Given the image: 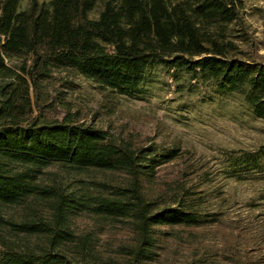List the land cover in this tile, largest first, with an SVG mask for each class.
I'll use <instances>...</instances> for the list:
<instances>
[{
    "label": "trees",
    "instance_id": "obj_1",
    "mask_svg": "<svg viewBox=\"0 0 264 264\" xmlns=\"http://www.w3.org/2000/svg\"><path fill=\"white\" fill-rule=\"evenodd\" d=\"M242 9V0H0V264H157L178 229L216 221L206 163L83 122L45 87L54 69L129 98L174 84L264 119V63L250 54ZM12 58L24 62L13 68ZM175 161L186 163L181 174L160 178ZM225 162L228 178L264 175V145Z\"/></svg>",
    "mask_w": 264,
    "mask_h": 264
},
{
    "label": "rangeland",
    "instance_id": "obj_2",
    "mask_svg": "<svg viewBox=\"0 0 264 264\" xmlns=\"http://www.w3.org/2000/svg\"><path fill=\"white\" fill-rule=\"evenodd\" d=\"M31 1L20 0L21 6ZM242 1L243 28L253 45L250 54L264 63V0ZM99 10L97 6L95 13ZM23 62L6 59L13 68ZM45 89L83 122L112 134H131L143 145L179 147L209 166L213 180L206 202L216 221L178 229L157 264H264V175L251 173L238 181L222 171L230 153L264 145V119L239 113L233 102L203 103L197 95L181 94L174 84L129 98L73 71L54 69ZM57 109L62 114L61 105ZM185 166L182 161L164 165L159 177L172 178ZM46 171L58 173L56 167ZM76 221L81 228L89 225L84 219ZM107 239L110 236H102L101 243L109 244ZM121 240L117 237L116 243Z\"/></svg>",
    "mask_w": 264,
    "mask_h": 264
}]
</instances>
